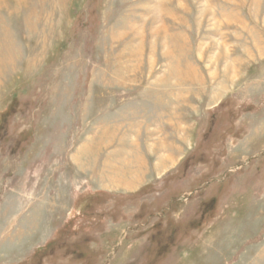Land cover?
Masks as SVG:
<instances>
[{"label":"rangeland","instance_id":"374dc122","mask_svg":"<svg viewBox=\"0 0 264 264\" xmlns=\"http://www.w3.org/2000/svg\"><path fill=\"white\" fill-rule=\"evenodd\" d=\"M0 264H264V0H0Z\"/></svg>","mask_w":264,"mask_h":264}]
</instances>
